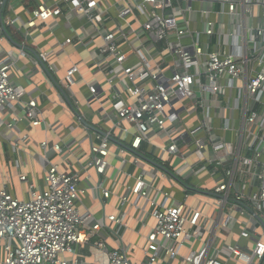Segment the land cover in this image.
Here are the masks:
<instances>
[{
  "label": "built area",
  "instance_id": "1",
  "mask_svg": "<svg viewBox=\"0 0 264 264\" xmlns=\"http://www.w3.org/2000/svg\"><path fill=\"white\" fill-rule=\"evenodd\" d=\"M57 3L36 5L26 26L57 17L64 6L97 27L102 39L97 66L106 72L115 125L133 128L127 147L137 151L154 133L168 140L160 155L181 161L194 155L197 171L206 169L216 178L211 188L184 193L168 205L166 192L157 203L150 198L152 183L136 178L131 191L148 200L154 221L142 264H264V0H135L114 17L100 13L99 0ZM47 56L39 51L35 62L52 78ZM13 64L0 54V125L14 132L12 147L19 148L26 136H19L17 125L26 120L36 127L44 120L35 99L25 101L20 114L11 111L25 94L10 80ZM76 72V66L67 69L66 87L75 84ZM88 89L93 97L99 93L93 83ZM192 113L196 122L186 124ZM95 131L88 165L104 174L110 140L116 138ZM119 131L128 133L125 127ZM50 146L62 151L59 143ZM192 166L185 162L182 168ZM79 178L47 161L45 187L30 185L27 200L0 190V264H75L61 255L101 229L120 241L124 214L99 221L75 208ZM193 241L200 247L193 248ZM95 244L104 252L101 264H131L121 246L108 251L101 241Z\"/></svg>",
  "mask_w": 264,
  "mask_h": 264
},
{
  "label": "crops",
  "instance_id": "2",
  "mask_svg": "<svg viewBox=\"0 0 264 264\" xmlns=\"http://www.w3.org/2000/svg\"><path fill=\"white\" fill-rule=\"evenodd\" d=\"M134 1L99 0L98 10L114 17L118 9ZM57 2L0 0V54L14 62L10 68L11 82L25 89L22 101L15 103L11 111L20 114L24 102L35 99L44 120L43 124L36 127L26 120L17 125L19 136H26L25 141L18 144L19 148L12 147L14 132L0 125V190L5 189L20 200H27L30 185L45 187L47 161L58 165V169L63 172L78 173L79 196L75 208L82 214L90 213L99 221L107 215L124 214L127 226L120 234V241L109 229H101L91 235L88 243L74 245L73 251L61 255V258L68 261L76 259L75 264H101L104 252L95 244L101 241L108 251L121 246L131 264H142L145 235L153 227L154 221L148 216L151 210L148 200L136 198L131 191L136 178L142 176L147 183H152L150 198H154L157 203L163 202L161 192H166L167 205L181 200L184 193L193 194L198 188H211L216 178L206 169L197 171L201 166L194 155L184 161L170 155H160V148L168 140L154 133L141 143L137 151L127 147L133 128L123 123L122 126L128 129L124 135L119 131L123 127L115 125L116 117L111 106V90L106 82V72L103 65L97 66L100 60L97 49L102 44L97 27L64 6L57 17L45 23L36 19L33 27L26 26L30 11L36 5H56ZM194 6L197 8L198 4ZM10 20L15 23L7 24ZM67 39L70 41L65 43ZM39 51L48 53L45 65L53 66L51 79L35 62ZM72 66L77 67L75 84L66 87L64 77ZM92 83L99 91L96 97L88 89ZM7 113L4 119H8ZM185 121L186 124H194L196 118L192 113ZM95 130L110 132L116 138V141L110 140L106 157L108 167L104 174H98L88 165ZM44 140L48 142L47 149L40 147ZM54 143H59L62 151L51 149L50 145ZM182 144H187V141H182ZM159 162L163 166H159ZM185 162L193 165L191 169L182 168ZM22 176L24 180L20 179ZM99 184L109 191L107 198L102 196ZM124 197L126 202L122 204ZM191 246L197 249L200 242L193 241ZM3 257V241L0 239V259Z\"/></svg>",
  "mask_w": 264,
  "mask_h": 264
}]
</instances>
